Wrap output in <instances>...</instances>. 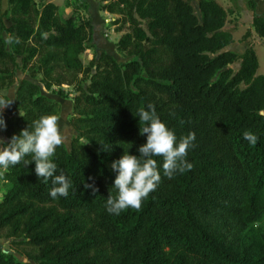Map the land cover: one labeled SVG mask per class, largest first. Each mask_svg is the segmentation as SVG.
<instances>
[{
  "label": "trees",
  "instance_id": "obj_1",
  "mask_svg": "<svg viewBox=\"0 0 264 264\" xmlns=\"http://www.w3.org/2000/svg\"><path fill=\"white\" fill-rule=\"evenodd\" d=\"M76 1L66 12L35 0H7L1 10L0 0V96L18 70L29 74L15 85L4 141L42 115H59L50 94L67 98L64 86L76 93L69 123L77 132L53 157L72 182L67 197L50 196L53 185L36 176L34 161L0 178V238L29 247L25 262L0 247V264H264V75L253 46L225 49L234 38L217 0H196V10L191 0H100L123 31L119 62L96 55L91 19L80 12L88 4ZM251 26L264 38V16ZM86 50L93 55L84 64ZM38 75L40 86L30 80ZM148 104L178 140L195 132L193 167L168 178L163 157H154L156 190L139 210L110 214L111 164L146 143L134 115ZM245 131L259 137L255 146Z\"/></svg>",
  "mask_w": 264,
  "mask_h": 264
},
{
  "label": "clouds",
  "instance_id": "obj_2",
  "mask_svg": "<svg viewBox=\"0 0 264 264\" xmlns=\"http://www.w3.org/2000/svg\"><path fill=\"white\" fill-rule=\"evenodd\" d=\"M15 42L19 43V40L16 39ZM5 43H13V37H7ZM12 101L8 95L0 96V129L7 127L3 112ZM134 116L139 118L140 132L146 133L147 139L146 143L139 146L138 155L124 152L111 164L112 169L118 172L113 185L117 194L108 195L106 210L114 215H119L129 208L139 210L143 201L156 190L161 181V174L154 157H163V173L168 178L193 167L187 156L189 149L195 146V132H190L178 140L175 131L159 118L152 104L139 108ZM60 120L61 116L56 113L42 115L33 122L31 130L29 127L22 129L18 135L13 134L9 142L0 138V178L5 176L10 167L20 164L21 161L24 164L34 161L36 176L42 178L45 183L51 181L53 185L50 196L67 197L72 182L62 171L57 174L58 166L53 160L56 149L66 140ZM243 138L251 146H255L259 140L251 131H245ZM81 143L85 145L89 141L81 139ZM29 156L31 159H25ZM85 187L97 191L94 184H86Z\"/></svg>",
  "mask_w": 264,
  "mask_h": 264
},
{
  "label": "rangeland",
  "instance_id": "obj_3",
  "mask_svg": "<svg viewBox=\"0 0 264 264\" xmlns=\"http://www.w3.org/2000/svg\"><path fill=\"white\" fill-rule=\"evenodd\" d=\"M35 1L41 2L46 0H35ZM93 1L100 3V0H93ZM217 2L225 10H227V22L224 26V29L229 30L234 38V42L225 49L233 50L237 53H242L244 49L247 47V45L250 43L255 50L259 62L257 74L264 75V38H260L255 32L252 31L253 29L251 26L252 20L250 19L252 10H251V6L249 5L250 0H217ZM6 3L7 2L5 0H2L1 10H4L6 8ZM76 3H77L76 0H63L62 3L58 6L64 7L63 4H67L69 7L73 8ZM191 4L196 10V0H191ZM69 10L70 8H67L66 11ZM80 12L84 13L85 15H88V17L91 16L90 17L91 21L93 19L95 22L96 27L92 34V40H93V44L95 45L96 55L99 56L100 53L106 52L113 56L116 55L115 58H117V61L119 62L125 61L126 57L118 54L115 47V43L123 33V31L115 32V26L111 23L110 18H116V16L114 15H111V17L104 16L105 18H108V20L107 21L102 20L101 21L102 25L98 26L97 22L102 12L98 10L94 4L91 5L90 15L88 11L85 12L83 9H81ZM5 23L8 25L7 21H5ZM98 29L99 32L101 31L100 35ZM247 31H250V35L247 38H245L243 36ZM100 36L102 37V39ZM92 55H93L92 50H86L81 55V59L83 63L87 64ZM230 66L233 70H236L239 64L234 63ZM22 78H29V74L28 72L18 70L16 72L15 82L12 86L16 85L18 81ZM39 79H40V75H38L35 79H30V80L40 86L41 84L38 82ZM11 87L7 90L8 96ZM64 88L68 90L66 86H64ZM70 89L72 90L71 93L73 94V96L76 95L73 88L70 87ZM13 113H14L13 104H11V107H7L6 109H4L3 112L4 118L13 115ZM59 115L61 116L60 124L62 130L65 132L66 135V140L64 144L68 147L71 139L77 135V132H75L74 128L69 123V117L70 115L71 116L74 115V113L72 108H70L69 110H67V112L62 111V114L60 111ZM1 130L2 129H0V136L3 134V130L2 131ZM70 130H72L73 133H70ZM0 198H1V190H0ZM20 240L21 239L7 240L4 238H0V247H2L4 250H8L9 252H13L17 259L23 260L25 262L27 261V258L24 252H26V250H29V247L26 244L24 245L22 243H18V244L13 243V242H18ZM31 263L34 264L33 262Z\"/></svg>",
  "mask_w": 264,
  "mask_h": 264
},
{
  "label": "crops",
  "instance_id": "obj_4",
  "mask_svg": "<svg viewBox=\"0 0 264 264\" xmlns=\"http://www.w3.org/2000/svg\"><path fill=\"white\" fill-rule=\"evenodd\" d=\"M6 2H7V0H5ZM62 1L63 0H46V2H53L54 4H56V5H60L61 3H62ZM81 2H86L87 4H88V12H89V15H90V10H91V5L92 4H94L95 5V7L99 10V3L98 2H94L93 0H80ZM254 2H255V8H254V10H252V12H251V15H250V19L252 20V18H253V16L254 15H257V16H264V0H253ZM97 4H98V6H97ZM64 6H66L65 8H66V10H67V8H70V9H72L71 7H69L67 4H63ZM101 11V10H100ZM67 12V11H66ZM102 13H101V15L99 16V19H98V26H101L102 25V23H101V21L102 20H105V21H107L108 20V18H105L104 16H109V17H111V14H109V13H107V12H105V11H101ZM98 15H99V13H98ZM91 17V16H90ZM111 19V21H113L115 18H110ZM92 26H93V31H94V29H95V27H96V25H95V22H94V20L92 19ZM251 22V21H250ZM99 28V27H98ZM252 31H253V29H252ZM98 32H99V29H98ZM254 32V31H253ZM100 33H101V31L99 32V35H100ZM101 37V36H100ZM101 39H102V37H101ZM101 41V40H100ZM99 42V41H98ZM114 57H116V55H114ZM15 85L14 86H12L11 87V89H10V93H9V96L13 99V101H12V104L14 103V91H15ZM72 92V90L70 89H68V93H69V96L67 97V98H60V97H56L55 95H53V94H50L51 96H53L59 103H60V105H61V114H62V111H65V112H67V110H69L70 108H72L73 107V94L71 93ZM9 107H11V105L9 106ZM68 114V113H67ZM6 119V118H5ZM61 121V120H60ZM71 129V128H70ZM2 131V130H1ZM70 133H73V131L72 130H70ZM0 138H3L4 140H5V136H4V134H2L1 136H0Z\"/></svg>",
  "mask_w": 264,
  "mask_h": 264
},
{
  "label": "water",
  "instance_id": "obj_5",
  "mask_svg": "<svg viewBox=\"0 0 264 264\" xmlns=\"http://www.w3.org/2000/svg\"><path fill=\"white\" fill-rule=\"evenodd\" d=\"M90 81H88V83H89ZM261 113H263V112H261Z\"/></svg>",
  "mask_w": 264,
  "mask_h": 264
}]
</instances>
